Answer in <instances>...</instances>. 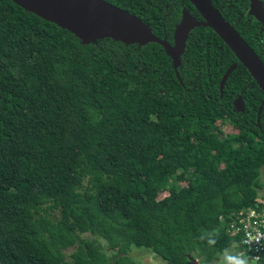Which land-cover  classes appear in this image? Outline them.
Returning <instances> with one entry per match:
<instances>
[{
  "label": "trees",
  "instance_id": "trees-1",
  "mask_svg": "<svg viewBox=\"0 0 264 264\" xmlns=\"http://www.w3.org/2000/svg\"><path fill=\"white\" fill-rule=\"evenodd\" d=\"M107 1L171 43L191 4ZM234 23L253 46L258 27ZM263 102L210 27L175 67L158 43L86 44L0 0V264H137L135 248L168 264H256L228 223L264 208Z\"/></svg>",
  "mask_w": 264,
  "mask_h": 264
},
{
  "label": "water",
  "instance_id": "water-1",
  "mask_svg": "<svg viewBox=\"0 0 264 264\" xmlns=\"http://www.w3.org/2000/svg\"><path fill=\"white\" fill-rule=\"evenodd\" d=\"M29 12L57 23L69 30L83 43L97 42L111 38L127 44L148 43L162 45L173 58L175 67L180 66L181 58L187 48L190 31L198 26L212 28L235 53L238 60L248 69L264 92V61L254 48L243 38L235 27L213 5L211 0H190L203 16L195 20L184 10L183 22L176 28L175 42L155 35L152 28L137 15L122 9L107 0H12ZM249 14L264 23V1L250 0ZM238 64H233L223 76L221 91ZM244 106L243 98L236 102V108ZM264 102L259 114L263 109Z\"/></svg>",
  "mask_w": 264,
  "mask_h": 264
},
{
  "label": "flooded vegetation",
  "instance_id": "flooded-vegetation-1",
  "mask_svg": "<svg viewBox=\"0 0 264 264\" xmlns=\"http://www.w3.org/2000/svg\"><path fill=\"white\" fill-rule=\"evenodd\" d=\"M170 1H174L176 4H178L177 0H170ZM211 1L213 5L222 13V15L235 27V29H236V26L234 22H240V24L242 25H249V24L252 26L256 25L258 27V31L251 38V41L253 42V46L252 45L251 46L254 48V50L258 53V55L264 61V23L259 21L253 15L249 14L250 9H251V1L250 0H211ZM189 2L191 3L190 5H185L183 1L181 2L182 20L179 24L176 25L175 30L173 32L174 42H175L176 28L183 22V19H184V10H186L195 20H203V16L200 14V12L196 9V7L192 4L190 0ZM165 8L166 10H169L170 9L169 4H165ZM168 14L170 15L172 14V12H168ZM198 27H201V26H198ZM195 28H193L190 31L189 37H190V34L193 32V30H195ZM244 31H249V28L244 27ZM189 37H188V40H189ZM164 39L168 40L167 37ZM174 42L173 43L170 42V43L174 44ZM239 98H242V97H238L234 101L235 108H236V102L238 101ZM244 110H245V102H244V106L243 107L241 106V109L239 111H244ZM259 117H260V114H259Z\"/></svg>",
  "mask_w": 264,
  "mask_h": 264
},
{
  "label": "built area",
  "instance_id": "built-area-1",
  "mask_svg": "<svg viewBox=\"0 0 264 264\" xmlns=\"http://www.w3.org/2000/svg\"><path fill=\"white\" fill-rule=\"evenodd\" d=\"M228 231L242 237V243L253 253L256 264H264V208L241 212L228 223ZM243 254L239 253L237 263H241Z\"/></svg>",
  "mask_w": 264,
  "mask_h": 264
},
{
  "label": "rangeland",
  "instance_id": "rangeland-1",
  "mask_svg": "<svg viewBox=\"0 0 264 264\" xmlns=\"http://www.w3.org/2000/svg\"><path fill=\"white\" fill-rule=\"evenodd\" d=\"M225 132H233L236 131V129L232 128L231 126H225L224 127ZM262 182H263V188L261 189V196H264V168L262 169ZM167 195V192L164 193V196ZM132 257L134 258L135 262L137 264H168L165 260L158 257L156 254L152 253L148 249H141V248H135L132 252Z\"/></svg>",
  "mask_w": 264,
  "mask_h": 264
}]
</instances>
